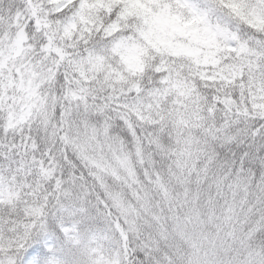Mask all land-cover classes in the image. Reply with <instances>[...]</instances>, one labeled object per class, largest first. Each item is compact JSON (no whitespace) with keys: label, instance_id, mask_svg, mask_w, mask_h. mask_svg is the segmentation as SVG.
Here are the masks:
<instances>
[{"label":"snow or ice","instance_id":"snow-or-ice-1","mask_svg":"<svg viewBox=\"0 0 264 264\" xmlns=\"http://www.w3.org/2000/svg\"><path fill=\"white\" fill-rule=\"evenodd\" d=\"M73 240L264 264V0H0V264Z\"/></svg>","mask_w":264,"mask_h":264},{"label":"clouds","instance_id":"clouds-1","mask_svg":"<svg viewBox=\"0 0 264 264\" xmlns=\"http://www.w3.org/2000/svg\"><path fill=\"white\" fill-rule=\"evenodd\" d=\"M208 231H213V225H206ZM100 247L103 249L104 255L108 257H117L120 251L119 237L116 233L108 231L105 233V238L100 242ZM234 253L229 250H225L222 247H217L214 255L211 253L209 259L216 262V264H226L227 261L231 260ZM92 259L91 253H85L83 247L78 243V241L73 240L71 242V248L69 249L68 260L70 264H90Z\"/></svg>","mask_w":264,"mask_h":264}]
</instances>
